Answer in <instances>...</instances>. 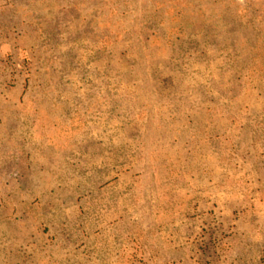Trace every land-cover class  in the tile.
Returning <instances> with one entry per match:
<instances>
[{
    "label": "rangeland",
    "instance_id": "rangeland-1",
    "mask_svg": "<svg viewBox=\"0 0 264 264\" xmlns=\"http://www.w3.org/2000/svg\"><path fill=\"white\" fill-rule=\"evenodd\" d=\"M0 264H264V0H0Z\"/></svg>",
    "mask_w": 264,
    "mask_h": 264
}]
</instances>
